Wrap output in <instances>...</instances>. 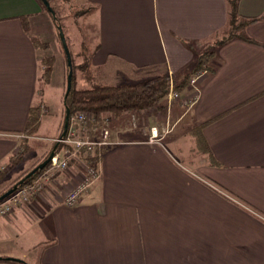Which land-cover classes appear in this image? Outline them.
Masks as SVG:
<instances>
[{
  "label": "crops",
  "instance_id": "crops-1",
  "mask_svg": "<svg viewBox=\"0 0 264 264\" xmlns=\"http://www.w3.org/2000/svg\"><path fill=\"white\" fill-rule=\"evenodd\" d=\"M71 1L96 8L93 66L119 70L128 81L134 74L167 73L182 82L226 22L225 0ZM42 7L39 0H0V169L19 150L35 103L39 59L31 26ZM238 12L261 16L264 0H239ZM245 31L252 42L234 39L215 49L214 69L198 81L196 99L183 114L194 124L192 153L135 137L98 146L100 177L70 207L63 195L81 170L71 160L25 207L0 216V258L264 264V17ZM175 154L198 159L188 169Z\"/></svg>",
  "mask_w": 264,
  "mask_h": 264
},
{
  "label": "rangeland",
  "instance_id": "rangeland-1",
  "mask_svg": "<svg viewBox=\"0 0 264 264\" xmlns=\"http://www.w3.org/2000/svg\"><path fill=\"white\" fill-rule=\"evenodd\" d=\"M41 4L43 13L36 17L35 26H31L32 34L38 44L37 53L39 59V73L33 102L41 105V125L37 132L27 139L28 150L27 155L25 154L26 157L24 156L21 162L7 167L3 177L0 179V192L12 186L16 181H20L27 171L37 166L47 156V152L53 147V144L61 137L60 133L63 130L65 115L63 95L66 90L68 65L59 35V27L63 32L71 57L74 88H88L92 83L118 84L128 81L124 73L114 68L95 67L92 64L93 67L90 69L89 79L78 68L79 64L83 62L85 46L91 50L98 40L97 24L92 17L93 13L89 15L79 14L86 8L92 7L87 4L79 5L71 0H50L49 4L51 8L53 7L52 10L55 14V18H53L44 4L42 2ZM207 47L209 48L208 45ZM207 47L205 45L203 50L208 49ZM50 57L53 58L52 73L49 82L45 83L41 59L45 58L47 60ZM156 75L146 74V76L138 77L137 74H134L131 78L133 80L128 82L147 79ZM169 76L173 84H175L176 81L173 76ZM175 91L179 93V98L168 101L165 95L156 100L150 108L135 110L126 114L120 119V122L114 123L113 117H109L110 122L108 120L106 123L109 127V140L111 143L103 145V149L117 145L129 139V137L147 141L150 136V128L154 126L158 130V138L161 145H166L172 149L184 148L185 152L190 149L187 153H192L193 138L189 134V130L194 124L188 115L183 116V114L188 110L189 100L194 94L193 89L188 94L176 89ZM132 117L135 119V124L131 123ZM114 129L118 130L116 134L113 132ZM92 138L98 139V135ZM21 139L22 137L20 138V144ZM194 155L187 154L185 159L181 158L180 160L175 154V159L179 160V164L183 165V167L187 165L188 169H191L192 166L188 165L189 161L194 164L198 159L197 155ZM81 175L82 171L80 170V175L72 179L65 191L71 189L80 180ZM25 205L21 203L15 206L12 211L19 206L25 207ZM21 225L23 226V224Z\"/></svg>",
  "mask_w": 264,
  "mask_h": 264
},
{
  "label": "trees",
  "instance_id": "trees-1",
  "mask_svg": "<svg viewBox=\"0 0 264 264\" xmlns=\"http://www.w3.org/2000/svg\"><path fill=\"white\" fill-rule=\"evenodd\" d=\"M47 1L49 2L50 0ZM225 2L227 5V12L224 27L211 37L212 42L210 43L211 45L209 46V48L197 56L196 65L190 73L185 75L187 81L185 82L184 78L182 82L175 83L174 89L181 91L183 86L188 85L189 77L197 71H213L214 65L212 63V59L215 54V49L221 44L234 39H242L250 42L253 41L246 34L245 28L249 23H252L264 17V14L258 17H244L238 12L239 0H225ZM95 10V7L86 8L79 14L89 15L94 13ZM21 21L23 22L26 28L27 26L25 18H21ZM33 41L35 43V46L38 47L35 37L33 38ZM182 42L188 48L193 49V42L187 40H182ZM98 48V40L91 50H89L85 46L83 62L78 66L80 71L83 72L88 79L90 78V69H92L93 67L92 57ZM41 63L43 64L44 68V82L48 83L52 73L53 58L50 57L47 60L43 58L41 59ZM73 81L74 80L72 75L71 89L65 98L63 95L64 111L65 108L69 109V117L78 111L90 112L95 116L99 124H103L104 122L110 120L109 117L122 118L126 114L131 113L132 111L144 110L152 107L156 100L167 94L169 89L170 76L167 73H162L151 78L140 79L133 82L126 81L118 84L92 83L90 87L84 89L74 88ZM40 125L41 105L40 103H34L29 107L28 117L25 126L21 131L24 136L21 139V144L19 146L20 150L18 153L11 157L6 167L0 169V179L3 177L5 171L7 170V167L22 161L23 157L25 156L28 150L27 139L28 137L33 136L37 132V130L40 128ZM61 147V144L55 142L53 144V147L47 153L49 154L52 150L56 152ZM67 147L71 148L70 146ZM79 155H83V151H80ZM86 159L91 164L97 165L101 160V154L98 147L94 149L93 153L88 154L86 156ZM43 169L34 172L30 177L24 178V176V180L21 183H19V181H16L12 186L0 192V195L11 189L14 185H17L16 190H18L20 187L26 184H30L43 171ZM29 171H27L26 174ZM0 260L14 264H27L25 261L17 258H2Z\"/></svg>",
  "mask_w": 264,
  "mask_h": 264
},
{
  "label": "built area",
  "instance_id": "built-area-1",
  "mask_svg": "<svg viewBox=\"0 0 264 264\" xmlns=\"http://www.w3.org/2000/svg\"><path fill=\"white\" fill-rule=\"evenodd\" d=\"M207 73L208 71L201 70L189 77L188 85L194 93L189 100L190 104L196 99L198 81ZM166 97L168 101L179 98V93L175 91L172 79H170ZM106 122L99 124L95 116L86 111H78L71 115L65 135L57 140V143L61 144L62 147L58 151H54L43 171L30 184L20 187L0 202V216L8 215L15 206L29 201L31 196H37L43 190L44 183L48 181L49 177L56 171L66 170L69 162L73 159L80 164L82 175L71 189L64 192L63 203L70 207L76 205L81 196L100 177L98 164H91L87 161L86 156L93 153L96 147L111 143L109 140V127ZM131 123L135 124L134 117H132ZM97 135L98 139L92 138ZM159 141L158 130L153 126L150 128V136L147 142L158 144ZM80 151H83L81 156L79 155Z\"/></svg>",
  "mask_w": 264,
  "mask_h": 264
},
{
  "label": "water",
  "instance_id": "water-1",
  "mask_svg": "<svg viewBox=\"0 0 264 264\" xmlns=\"http://www.w3.org/2000/svg\"><path fill=\"white\" fill-rule=\"evenodd\" d=\"M41 2L44 4V6L46 7V9L52 14L53 18H55V14L54 11L52 10L49 2L47 0H41ZM59 35H60V39L62 42V46H63V50L65 52L66 55V60H67V65H68V74H67V81H66V90L64 93V98L67 96L68 92L71 89V82H72V62H71V57H70V53L66 44V40L65 37L63 35V32L61 31L60 27H59ZM69 109L65 108V115H64V122H63V130L61 132V137L65 135L66 131H67V127H68V122H69ZM54 154V150H52L48 156L42 161L40 162L37 166H35L32 170H30L24 178L30 177L34 172L38 171V170H42L49 162V160L51 159V157ZM21 179L19 181V183H21L23 180ZM17 185H14L11 189H9L8 191H6L5 193H3L2 195H0V202L2 200H4L7 196H9L11 193H13L16 190ZM1 259V258H0Z\"/></svg>",
  "mask_w": 264,
  "mask_h": 264
}]
</instances>
